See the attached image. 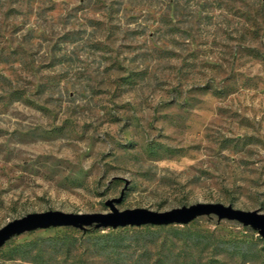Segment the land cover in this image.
Returning a JSON list of instances; mask_svg holds the SVG:
<instances>
[{
    "label": "rangeland",
    "instance_id": "obj_1",
    "mask_svg": "<svg viewBox=\"0 0 264 264\" xmlns=\"http://www.w3.org/2000/svg\"><path fill=\"white\" fill-rule=\"evenodd\" d=\"M0 54V228L118 197V210L264 214V0H0ZM144 226L152 253L169 227L258 235L215 216ZM138 227L24 232L0 264H114L90 253L97 237ZM64 237L77 239L67 254Z\"/></svg>",
    "mask_w": 264,
    "mask_h": 264
},
{
    "label": "trees",
    "instance_id": "obj_2",
    "mask_svg": "<svg viewBox=\"0 0 264 264\" xmlns=\"http://www.w3.org/2000/svg\"><path fill=\"white\" fill-rule=\"evenodd\" d=\"M1 58L3 59V54H0ZM6 58L4 57L3 60H6ZM9 84H11V81L0 75V85ZM21 96L19 91L14 90L10 93L9 98L11 101H17L21 99ZM160 228V230H163V227ZM124 230H112L99 235L97 239L99 241L103 240L106 245H98L90 253L105 252V249V254L111 256L110 260L114 264H254L259 257L264 256V238L259 235L249 240L244 238L222 239L215 238L214 233L208 230L169 227L167 236L170 237H163L157 250L152 253L150 249L144 248L145 243L155 244L157 242V233L152 227L133 228L132 234H128ZM99 231L100 229H87L82 233L94 234ZM64 238L65 240L61 241L64 247L62 251L67 254L71 252L77 239L74 237ZM127 240L133 241V243H127ZM174 240L181 242L182 245H176L173 242ZM234 256L239 259L236 261ZM79 260L81 259H78V263Z\"/></svg>",
    "mask_w": 264,
    "mask_h": 264
},
{
    "label": "water",
    "instance_id": "obj_3",
    "mask_svg": "<svg viewBox=\"0 0 264 264\" xmlns=\"http://www.w3.org/2000/svg\"><path fill=\"white\" fill-rule=\"evenodd\" d=\"M121 197L107 200L106 212L67 213L58 210L28 213L14 219L0 228V248L13 237L24 232L53 227H72L85 231L87 229H115L126 226L143 225H186L200 216H215L218 221L231 220L256 231L264 238V214L256 210L243 211L221 203H195L166 211H152L146 208L118 210L115 203Z\"/></svg>",
    "mask_w": 264,
    "mask_h": 264
}]
</instances>
